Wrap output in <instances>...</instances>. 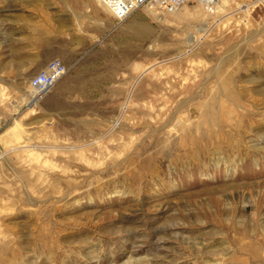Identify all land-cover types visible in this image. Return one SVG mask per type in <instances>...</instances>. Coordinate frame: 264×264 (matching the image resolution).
<instances>
[{
  "label": "rangeland",
  "instance_id": "obj_1",
  "mask_svg": "<svg viewBox=\"0 0 264 264\" xmlns=\"http://www.w3.org/2000/svg\"><path fill=\"white\" fill-rule=\"evenodd\" d=\"M100 5L0 0V264H264V0L137 11L138 64ZM72 16L111 99L84 76L50 116L28 82Z\"/></svg>",
  "mask_w": 264,
  "mask_h": 264
},
{
  "label": "crops",
  "instance_id": "obj_2",
  "mask_svg": "<svg viewBox=\"0 0 264 264\" xmlns=\"http://www.w3.org/2000/svg\"><path fill=\"white\" fill-rule=\"evenodd\" d=\"M139 11V10H138ZM137 12V11H136ZM134 12L124 23L118 26L116 34L111 38L110 44H107L114 52L117 61H128L127 53L134 55L131 59L136 63L143 61V43H144V25L143 22ZM70 20L67 25L69 30L63 34L49 36L41 41V45H45L48 53L39 58L40 65H45L52 59H59L67 68L66 74L43 96L40 102V109L46 111L50 116H59L62 114L63 107H71L68 103L78 100L81 93L80 80L84 76H91V83L85 80L83 84L84 93L91 92L99 94L101 100L111 99L109 91H111V81L102 78L104 69L107 68V62L102 58L104 49L94 52L96 28L88 24L84 31L81 32L75 28V18H65ZM111 25V19L106 17L104 26ZM129 46V48H127ZM99 59V60H98ZM96 73H100L99 77H95ZM98 81V84H97ZM122 86V82L118 83ZM98 85V89H97ZM107 92V97H106Z\"/></svg>",
  "mask_w": 264,
  "mask_h": 264
},
{
  "label": "built area",
  "instance_id": "obj_3",
  "mask_svg": "<svg viewBox=\"0 0 264 264\" xmlns=\"http://www.w3.org/2000/svg\"><path fill=\"white\" fill-rule=\"evenodd\" d=\"M115 21L124 23L134 12L143 8L155 9L165 14H175L188 2H192L208 13L216 12L222 0H97ZM67 68L59 59L49 61L34 74L28 87L31 95L39 101L66 74Z\"/></svg>",
  "mask_w": 264,
  "mask_h": 264
},
{
  "label": "bare ground",
  "instance_id": "obj_4",
  "mask_svg": "<svg viewBox=\"0 0 264 264\" xmlns=\"http://www.w3.org/2000/svg\"><path fill=\"white\" fill-rule=\"evenodd\" d=\"M101 6V9H103L104 11H106L104 8H103V6L102 5H100ZM143 10V9H142ZM151 11H155V9H151ZM30 91V90H29ZM32 94V93H31ZM225 96H226V98H232L231 96H233V92H231V90H230V88L228 89V91H227V93L225 94ZM31 100L33 99L34 101H37L34 97H33V95H31V98H30ZM234 99V98H233ZM29 101V100H28ZM38 102V101H37ZM29 103H31L30 101H29Z\"/></svg>",
  "mask_w": 264,
  "mask_h": 264
}]
</instances>
